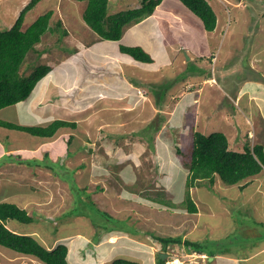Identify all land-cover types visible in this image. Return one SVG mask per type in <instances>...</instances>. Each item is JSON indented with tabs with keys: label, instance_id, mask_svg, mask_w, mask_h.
<instances>
[{
	"label": "rangeland",
	"instance_id": "1",
	"mask_svg": "<svg viewBox=\"0 0 264 264\" xmlns=\"http://www.w3.org/2000/svg\"><path fill=\"white\" fill-rule=\"evenodd\" d=\"M110 1L113 4L110 7L114 12L118 9L115 7L121 3L127 4V8H131L129 5L133 3V0L126 2L122 0L121 3L120 0ZM207 1L217 14V26L220 24L222 30L229 28L233 31L234 37L238 40L239 50L236 54L238 56L228 53L225 55L229 49L228 42L204 43L203 37L210 35L209 32L201 26L202 21L179 1L171 8L178 12V18H182L186 24L182 23L179 26L177 23L174 27L182 30L184 35L187 29L185 27L189 25L192 17L197 24L194 26V32L198 33L202 41H190L185 38L184 42H189L196 57L190 60L187 51H184L186 61L181 69L164 65L162 70L161 68L158 70V67L152 64L151 68L158 71L156 74L152 71L146 73L142 66L128 62L131 61L130 56L125 54L122 61L127 63L123 62L122 72L114 64V60L110 59L113 51L115 53L116 50L120 51V44L126 46L132 42L136 45L145 43L152 48L155 45L152 39L160 38L155 36L158 28L154 20L143 22L145 18L143 23L125 27L121 40L117 43L100 40L84 22L82 14L86 1L41 0L25 12L23 29L48 10L53 11L50 25L55 29L52 33L44 35L42 41L36 45L38 53H42L40 57L33 51L27 54L22 73L31 74L40 65H54L56 70L60 69L57 75L62 81L67 80L66 83L70 78H82L78 80V88H83L81 90L83 94L86 92L90 94L88 88L94 86L93 81L99 82L98 91L103 88L100 83L110 73L114 76L110 81L116 83L123 81L126 78L124 76L131 78L137 76L136 81L145 89L140 92V96L146 99L144 96L148 90L161 110L150 111V106H144L142 110H134L135 113L124 115L121 111V115L113 117L115 124L124 120L120 126H125L127 123L125 120L128 121L131 125L129 128L134 131L128 136L123 130L116 129L112 135L113 139L124 137V141L128 136L127 141L130 139L131 141H126L125 161L129 162L124 165H119L117 161L116 164H110V170L116 173H110V185L124 203L131 201L129 193H132L136 186L134 194L140 196L136 204L143 209H137V218L131 212L110 216V210L92 197L93 192L101 189L95 187L92 190L87 178L81 173L83 170L77 172L76 166L68 163L73 160L75 154L82 153L84 149L75 147L73 149V145L71 147L66 145L63 141L64 134L67 136V132L64 133L65 129L59 130L50 140L0 127V202L16 204L26 209L34 218L30 224L10 220L7 222L10 230L17 234L33 236L48 249L55 248L57 244L67 245L70 250L69 262L73 263L76 258V264H112L120 258L139 264H151L153 259L150 241L154 240L152 235L174 237L183 241L187 238L199 243L198 251L208 255V261L192 253L190 254L192 256L186 257V260L190 261L198 258L199 264H214V261H209V257L214 255L226 257L218 259L217 264H264V248L260 249L261 245L256 244L264 241V174L248 180V187L244 191H240L236 185L225 184L221 177L216 175L212 187L204 183L197 184L191 189V195L199 207L197 214H189L183 203L188 169L182 157L176 153V147L184 152L185 160H188L192 154L195 131L206 135L223 132L232 145L243 143L241 138L246 139L249 133L253 132V125L247 120L244 112L246 107L243 103L241 106L234 104L231 93H229L231 100L224 98L222 99L224 101L218 102L221 100L219 90L203 86L201 83L204 76H210V57L213 55L217 59H222L220 62L226 67L220 70L221 63L218 62L212 71L214 76L221 80V84L234 86L232 83L236 82L238 87L246 78L257 76V73L246 64L250 60L248 51L257 46L260 51L264 49V0ZM29 2L31 0H0V31L11 28ZM170 4L173 3L166 2L164 7ZM58 21H61L62 28L68 31L67 36L63 34V29H57ZM166 29L168 30V27ZM168 37L173 39L177 38V35ZM71 56H75L79 63L69 65L67 61H70ZM155 59L158 65H162L163 54L157 53ZM74 65H77L76 73L72 70ZM261 68L264 70L262 65ZM90 69L92 73L88 71ZM140 75H146L147 78H141ZM170 76L175 78L172 79ZM188 80L200 83L196 85V89L202 88L200 91L202 98L193 106L191 95L182 99L179 94L187 88L185 86ZM65 86L64 84L63 87ZM107 92L110 97L116 91L110 92L104 84V93ZM79 97L77 91H74L65 93L62 99L66 103L75 104L79 103ZM1 111L0 120L26 126L15 116L17 111L15 106ZM231 113H234L233 118L229 116ZM127 117L129 119H126ZM255 121L260 123L262 120L256 118ZM87 134L91 138L95 137L91 130ZM239 139L242 141L239 142ZM52 141L56 143L54 150L51 148V152L46 151L47 145ZM63 143L66 145L65 148H61ZM139 143L146 149L139 148ZM23 144L36 147L37 154L27 155L26 149H21L18 154L15 147ZM45 153L47 155H44ZM135 153L140 156L141 162L134 156ZM154 181L155 185L152 183ZM140 192H143V195H140ZM110 196L112 197L111 192ZM156 198L168 201V206L159 203ZM127 214L128 216H125ZM246 226L247 229H251L250 232H246ZM112 229L126 233L123 242L127 244L117 246L110 244L113 243L112 239L106 242L102 238L105 233L110 234ZM256 234L261 236H254ZM130 235L139 241L130 239ZM86 237L90 239H85ZM100 242L102 243L97 247L96 244ZM172 246L180 249L185 247L184 244ZM122 251L129 252L128 256L120 257ZM243 255H247L249 259L238 262L234 260L235 257L240 258ZM0 264L44 263L0 246Z\"/></svg>",
	"mask_w": 264,
	"mask_h": 264
},
{
	"label": "crops",
	"instance_id": "2",
	"mask_svg": "<svg viewBox=\"0 0 264 264\" xmlns=\"http://www.w3.org/2000/svg\"><path fill=\"white\" fill-rule=\"evenodd\" d=\"M124 1L126 2V0ZM121 2L122 0H120L119 3ZM166 2H170L173 4H170L169 6L164 7ZM175 2H179V1L178 0H162V2L156 7L154 14L146 18L145 21H143L144 19L142 20L143 22H147L148 20L151 19V20H154L157 24L156 27L158 29H156L155 31L156 33L155 36H158L160 38L152 39L155 42V45L152 48H149L145 43L141 45H136L135 42H132L131 45H126V46H132V47H142L146 52L150 54V56L153 59L152 63H143L144 65H139L142 63L135 62L131 57H130L131 61H128V62L134 63L136 66H142L143 70H145L146 73H148V71H152L154 72V74H156L155 72L158 73V71L153 70L151 68L152 64L157 66L158 70L160 68L162 70L164 65L172 67V68L177 67L181 69V66L185 64V61H186L183 55L184 51H187L188 53L187 56L190 60L196 57L194 54L195 51L192 52V49L189 46V42L185 43L184 39L187 38L190 41H193V40L202 41V38L200 39V37L198 36V33L194 32V26H196L197 24L195 20L191 17V20L188 22L189 25L187 24L188 26L185 27L187 29H185L184 35H182L183 31L176 29L174 25L178 23L179 26H181L182 23L186 24V21H184L182 18L181 19L178 18V15H177L178 12L174 11L175 9L171 8L172 5H175ZM112 5H113L112 2L110 1V6ZM138 5H140V0H133V3L129 6H132L131 8H135ZM119 6L115 7V8H118L116 9V11L121 10L123 6L125 7L126 5L121 3V5ZM110 12L111 13L114 12L111 7H110ZM142 21H140L139 23H143ZM137 24L138 23H135L132 25H137ZM217 24H218V18H217ZM201 26H203L204 28L203 23H201ZM167 27H168V30L166 29ZM221 27L219 24V27L216 26V29L214 31H211V32L208 31L210 35H207V37L204 36L203 42L207 44L211 42L213 44H217L218 42L219 43L228 42L229 49L225 53V55L228 53L229 55L231 54L233 56H238L236 55L237 51L239 50V46L237 44L238 40L234 37L233 31L229 28H224L225 30H222ZM186 32H189V33L186 34ZM169 35H177V38L169 39L168 37ZM262 42L260 41V43ZM87 47L89 48V46ZM116 52L117 53L113 51V54H111L110 59L114 60V64L119 69V71L122 72V66L124 65L123 62H125V64L127 62L122 61L123 53L117 50ZM248 52L250 54L249 56L250 60L249 62H246V64L248 65V68H251V70H254L257 73L256 77L246 78V80H244L243 83L238 85V87L236 85V82L232 83L234 86H226V85L223 86L221 84V80L216 78V76H214V73H212L214 68L217 66V63L220 62L222 59H217L212 55L210 57L211 58L210 76H204L201 82L203 83V86L206 85L211 89L217 88V90H219V93L221 94L220 96L221 100H219L218 102L224 101L222 100L224 98L231 100V95H233L234 98H232L233 99L232 101L234 102V104L241 106V103H243L245 105L246 111L244 112L247 116V120L253 125L252 126L253 132L249 133L246 139L240 136L242 137L241 139L244 141L243 143L241 142L242 144L237 143V144L232 145L231 141H229V148L231 150L238 151V152L243 151L244 145L248 141H250L252 146L255 144H261L264 146V70H262L261 68V65H262L264 69V59H263L264 49L260 51L259 46H257L255 47V49L254 47L251 48ZM157 53L163 54L164 60H163L162 65L161 64L158 65V62L155 59V56L157 55ZM201 59H203V57ZM69 60H70L69 62L67 61L69 65L73 64L74 62H78L75 56L73 57L71 56ZM220 63L221 64H220L219 69L224 70L226 67H224L223 62H220ZM76 66L77 65H74L72 69L73 73L77 72L75 69ZM51 67H52V70L37 84V86L32 92V95L26 101L15 105V107L17 108V111H15V116L17 117L19 122L25 123L24 125L26 126H45L54 120H65V121L76 123V129L74 130L70 128H65L66 131L64 133L67 132V136L64 134L63 141H65L66 145L69 147L73 145V149L75 147L76 149L80 148L84 150L82 153L75 154L73 160L68 161V163L72 164L73 166H76L77 172L83 170V172L81 173L83 174V176H85V178H87L88 185L90 184L92 190L95 187L96 189H101L99 191L93 192L92 197L97 202L105 205L104 207L107 210H110V216L120 215L121 213H124V212H131V214H133L135 218H137V214H138L137 209L141 208V206H138V204H136L137 201L140 199V196H138L137 194H134L136 186H134L132 193H129V195L131 196V201H134V203H131V201L129 203H124V202H121V198H118L121 196L113 192L114 190L112 188V185H110V173L112 174L115 173L114 171L112 172V170H110V164H116V161H117L119 165H124L127 162H129V161H125L126 160L125 156H126V151H127L126 149L127 142L131 141V139L129 141H127V139H128V136L131 134V132L134 131L129 128V126L131 125L128 123V121L125 120V122H127L125 123V126L123 125L120 126L124 120H120L118 124H115L114 123L115 120L113 117L121 115L120 113L121 111H123L122 114L124 115L135 113L134 110L136 109L142 110L144 106H150L151 107L150 111H160L161 109L159 108V106L155 104L153 98L150 96L149 91L147 89L146 90L148 92L146 91L145 96H144L146 99H143L138 94V91H142V90L145 91V89L142 86H140L141 85L140 82L138 83L136 81L137 76H132V78L124 76L127 79L125 78L123 79V81L116 83V81H110L111 78H114L113 74L110 73V75H108L106 78H103L104 79L103 82L100 83L103 85V88H101L98 91L97 84H99V82L93 81L94 86L92 88H88L90 91V94L89 92H86V94H83L81 92L83 88L82 87L78 88L79 86L78 80L82 78H70L67 83H66L67 80L64 81L63 79L64 81L63 82L57 75V72L60 69L56 70L54 65H51ZM88 71L92 73V69ZM140 77L144 79L147 78L146 75H140ZM170 77L172 79L175 78V76H170ZM189 81L191 82V84H189ZM64 84L66 85L65 87H63ZM104 84H106V86L110 89V92H113V90H115L116 92L110 95V97H108L109 92L104 93ZM229 84L232 85L231 83ZM196 85H200V83L199 82L196 83L192 80H188V84L185 86L187 88H184L182 92L179 93L182 96V99L184 97H187V95L188 96L191 95L193 99V103H194L191 106L197 104L199 99L202 98L201 92H200L202 88L198 87L196 89ZM74 91H77V96H80L79 103H75V104L66 103V101L62 99V96L67 92L71 93ZM229 93H231V95ZM246 100L247 102H245ZM177 104L178 102H176V105ZM121 108H124V110H121ZM197 110L198 108L196 109V111ZM233 115L234 113L229 114L231 118H233ZM107 116H109V118ZM256 118H260L262 121L260 123H256L255 121ZM69 119H74V121H70ZM126 119H129V117H127ZM90 120H92V122H89ZM116 129H119L121 131L123 130L124 133L125 132L128 133V136L125 139V141L123 140L124 137H119L118 139L112 138V135H114V133L116 132ZM59 130H64V129L62 128ZM89 130L93 131V133L95 134V137H92V138L89 137V135L87 134ZM117 132H120V131H117ZM70 135L73 137V140L71 143L68 141V139L70 138ZM47 139L51 140L53 138H47ZM241 139H239V142L242 141ZM25 145L26 144L15 147L17 148L16 151L18 152V154L19 152L22 151L21 149H26L27 155L34 156L37 154L36 147H32L29 145L25 146ZM66 145L65 143H63L61 148H65ZM54 146H56V143L55 141H52L50 144L47 145L46 151L51 152L50 149L52 148L54 150ZM138 147L143 148L144 150L146 149V147L144 145L142 146L141 143H139ZM141 152H143V150ZM44 155H47V153H45ZM134 156L139 159V162H141L140 156H138L136 153L134 154ZM37 169L39 170V167ZM81 173L79 174L81 175ZM261 174H264V172H261L258 175H261ZM251 179L252 178L248 180L250 181ZM248 180H246L242 184L249 182ZM155 182L156 181L152 183L154 184ZM242 184L240 186H242ZM240 186H238V189L240 191H244L248 187L246 186V188L240 189ZM141 190L144 191V189H141ZM110 192L112 194V197L110 196ZM140 195H143V192H140ZM117 198L119 199L118 201H117ZM146 203H148V201ZM151 203H154V202H151ZM128 214L125 216H128ZM250 231L251 229L250 228L247 229V226H246V232H250ZM126 235L127 234L124 232H118V231H115V229H112L110 230V234L107 232L104 235H102V238L105 239L106 242H109V240L113 239L112 241L113 243H110V244L122 246L124 244H127L123 242ZM254 236H261V235L256 234ZM114 238L116 239V241ZM85 239L89 240L90 238L86 237ZM130 239L134 241H139V240H136V237L132 235H130ZM185 240H188V239L186 238ZM125 242H127V240H125ZM150 242H151L150 250H152L150 251V253L152 254V259H153V262L151 264L159 263L158 261L159 253H168L169 255L170 253H174L178 257H181L184 254L193 253L194 256H200V257L202 256L203 259H207V256H208L201 252L199 253L193 252V251L191 252L188 247H183L182 249L174 248L172 245H169L168 247H164L163 244L159 243L156 240H151ZM101 243L102 242L97 243L96 246L98 247ZM256 244L261 245L259 247L260 249L264 248V241L258 242ZM127 253L129 252L122 251L120 254V257L128 256ZM222 258H226V257L220 256V255L216 257V255H214L211 258L209 257V261L211 262L214 261V264H217L216 263L217 260L222 259ZM120 259H123V258H120ZM248 259L249 257H247V255H243L240 258H236V257L234 258L236 262H238L239 260L247 261ZM71 264H76V258H75V261Z\"/></svg>",
	"mask_w": 264,
	"mask_h": 264
},
{
	"label": "trees",
	"instance_id": "3",
	"mask_svg": "<svg viewBox=\"0 0 264 264\" xmlns=\"http://www.w3.org/2000/svg\"><path fill=\"white\" fill-rule=\"evenodd\" d=\"M41 0H31L16 20L15 24L6 30L0 31V111L26 101L37 84L52 70L51 65L38 66L31 74L21 72L25 58L31 51L38 53V45L44 35L53 32L51 18L53 11L39 15L29 26L22 28L24 14ZM86 1L82 17L89 28L94 31L100 40L118 42L121 40L123 29L154 14L156 7L162 0H140L135 8H122L110 14V0H76ZM192 11L203 23L205 30L211 32L217 26V14L207 0H179ZM57 29L62 28V22L56 23ZM60 30V32H61ZM65 36L68 31L63 29ZM90 46V44H89ZM120 52L130 56L138 63H152L153 59L142 47L120 45ZM0 127L27 133L34 137L52 138L59 129H76V123L65 120H54L45 126H23L12 122L0 120ZM70 135L68 141L71 143ZM176 153L182 157L187 166L186 192L184 207L189 214H197L198 206L191 195V189L197 184H206L212 187L216 175L227 185L240 186L246 180L256 177L264 172V146L251 145L248 141L242 152L229 148V140L223 132H214L209 135L195 131L193 133V148L191 157L185 160L184 152L177 146ZM76 170V169H75ZM248 182L242 184L240 189L246 188ZM160 198L155 200L167 205L168 201ZM168 206V205H167ZM16 220L22 224H30L34 218L26 209L20 208L11 202H0V246L11 249L20 255L33 257L44 264H71L69 262V249L65 244H57L55 248L48 249L37 239L30 235L17 234L7 227V222ZM154 240L168 247L173 244H184L192 252L198 251L199 243L190 240H181L174 237H161L152 235ZM167 260V259H166ZM159 260L158 264H165ZM112 264H139L134 261L117 259Z\"/></svg>",
	"mask_w": 264,
	"mask_h": 264
},
{
	"label": "built area",
	"instance_id": "4",
	"mask_svg": "<svg viewBox=\"0 0 264 264\" xmlns=\"http://www.w3.org/2000/svg\"><path fill=\"white\" fill-rule=\"evenodd\" d=\"M141 91H138V94L140 95ZM193 254V253H192ZM171 256H174L173 258H170ZM192 256L190 254H184V257H178L176 254L174 253H170L169 258H167L166 263L165 264H177V261L181 260L183 264L186 263H190V264H199L197 261V258L195 257L196 260L190 261V259L186 260V257Z\"/></svg>",
	"mask_w": 264,
	"mask_h": 264
},
{
	"label": "water",
	"instance_id": "5",
	"mask_svg": "<svg viewBox=\"0 0 264 264\" xmlns=\"http://www.w3.org/2000/svg\"><path fill=\"white\" fill-rule=\"evenodd\" d=\"M158 256H159V259L165 261V259H166L167 257H169V254H168V253H159Z\"/></svg>",
	"mask_w": 264,
	"mask_h": 264
},
{
	"label": "bare ground",
	"instance_id": "6",
	"mask_svg": "<svg viewBox=\"0 0 264 264\" xmlns=\"http://www.w3.org/2000/svg\"><path fill=\"white\" fill-rule=\"evenodd\" d=\"M112 241H113V239H112ZM169 256H170V255H169ZM197 257H200V256H197ZM167 258H169V257H167ZM167 258H166V259H167ZM166 259H165V260H166ZM177 264H183V263H182L181 260H179V261H177Z\"/></svg>",
	"mask_w": 264,
	"mask_h": 264
}]
</instances>
